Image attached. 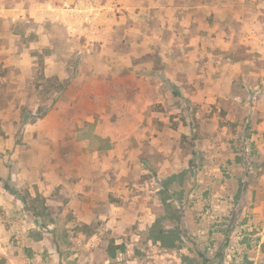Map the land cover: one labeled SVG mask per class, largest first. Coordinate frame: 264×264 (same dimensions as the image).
Returning <instances> with one entry per match:
<instances>
[{"label": "rangeland", "instance_id": "obj_1", "mask_svg": "<svg viewBox=\"0 0 264 264\" xmlns=\"http://www.w3.org/2000/svg\"><path fill=\"white\" fill-rule=\"evenodd\" d=\"M105 1L3 0L0 255L264 264V0Z\"/></svg>", "mask_w": 264, "mask_h": 264}, {"label": "crops", "instance_id": "obj_2", "mask_svg": "<svg viewBox=\"0 0 264 264\" xmlns=\"http://www.w3.org/2000/svg\"><path fill=\"white\" fill-rule=\"evenodd\" d=\"M59 1L61 3L60 4L61 6H58V7L54 6V10L57 9V12L53 13V15L61 17L63 20H67L68 24L71 23L72 25H74L75 23L72 21L71 18L73 17L75 12L80 11L79 10L80 5H81L80 8H82V5L84 3L82 2V0H59ZM77 1H79V3ZM112 2H114V1L113 0H106L105 2H100L97 5H91L92 7L86 6L85 10L93 9V11L98 12V15H99L101 13L100 8H103L102 13L104 14L105 17H107L106 16L107 14H105L103 12V10H104V8L112 9L114 7L112 5ZM135 2H136V0H115L114 3L119 4L121 6V8L130 9V8H132V6H134V4H136ZM206 5H208V4H206L205 2L197 1L195 4H188V6H186L185 8H188L189 10H194V9L201 10L203 7H207ZM40 9H43V11H41L42 12L41 14L44 13V16H45V13L51 14L49 11H47L46 8L44 9L43 7L40 6ZM16 10H17L16 7L4 6L3 0H0V12H2V14L4 13V15H1L4 18L17 20V19L26 18V15H25L26 11H28V14H32L31 8L30 9L22 8V11L24 12V14L17 13ZM190 14H191V11L188 12L186 17L191 16ZM31 16H34V15H31ZM94 16H95L94 18L98 17L97 15H94ZM86 17H87V19L90 18V16H86ZM92 18H91V20H92ZM194 19H195V17H194ZM106 20L108 22L113 21V19L111 17H109L108 19L106 18ZM94 35H96L94 39H100L99 35L98 36H97V34H94ZM86 36H88V35H86Z\"/></svg>", "mask_w": 264, "mask_h": 264}, {"label": "trees", "instance_id": "obj_3", "mask_svg": "<svg viewBox=\"0 0 264 264\" xmlns=\"http://www.w3.org/2000/svg\"><path fill=\"white\" fill-rule=\"evenodd\" d=\"M109 145L107 147H105V149H109ZM102 149V148H101ZM100 150V149H98ZM167 233H172L173 235H176L177 233H173V232H166V231H158L156 237H154V240H159L163 245H171L172 243L170 242L169 239H167L166 235H168ZM0 264H6V260L5 258H3L0 255Z\"/></svg>", "mask_w": 264, "mask_h": 264}]
</instances>
